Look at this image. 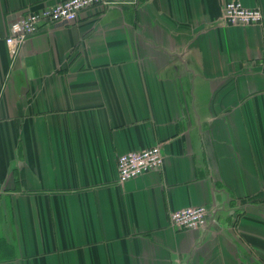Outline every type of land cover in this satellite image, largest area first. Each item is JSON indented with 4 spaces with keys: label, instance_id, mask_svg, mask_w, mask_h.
Returning <instances> with one entry per match:
<instances>
[{
    "label": "crops",
    "instance_id": "crops-1",
    "mask_svg": "<svg viewBox=\"0 0 264 264\" xmlns=\"http://www.w3.org/2000/svg\"><path fill=\"white\" fill-rule=\"evenodd\" d=\"M0 0V264H264V0H106L43 25ZM163 163L119 183L118 155ZM205 205L199 229L171 211Z\"/></svg>",
    "mask_w": 264,
    "mask_h": 264
},
{
    "label": "built area",
    "instance_id": "built-area-1",
    "mask_svg": "<svg viewBox=\"0 0 264 264\" xmlns=\"http://www.w3.org/2000/svg\"><path fill=\"white\" fill-rule=\"evenodd\" d=\"M106 4V0H61L53 5L37 10H26L9 25L5 38L11 60L19 54L25 40L38 32L43 25L55 22L73 23L79 12L96 4ZM263 19L259 8H247L240 0H226L223 5L221 22L225 25L259 24ZM163 163L160 145L129 151L118 155L116 168L119 183L138 177L149 171L158 170ZM211 216L205 205L189 206L170 212V224L177 229H199L207 225Z\"/></svg>",
    "mask_w": 264,
    "mask_h": 264
}]
</instances>
